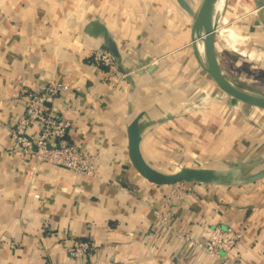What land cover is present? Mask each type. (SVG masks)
<instances>
[{"label": "crops", "instance_id": "0c3cea01", "mask_svg": "<svg viewBox=\"0 0 264 264\" xmlns=\"http://www.w3.org/2000/svg\"><path fill=\"white\" fill-rule=\"evenodd\" d=\"M184 1L189 11L178 0H0V264H264V110L213 91L192 41L202 0ZM235 6L264 42V0H221L218 20ZM102 47L114 68L92 63ZM45 84L70 88L54 107L95 176L18 151L10 130L24 94ZM134 120L156 172L174 160L228 177L167 205L170 187L129 158ZM212 227L241 237L210 254L201 244ZM77 241L92 249L72 260Z\"/></svg>", "mask_w": 264, "mask_h": 264}, {"label": "built area", "instance_id": "2783aa9c", "mask_svg": "<svg viewBox=\"0 0 264 264\" xmlns=\"http://www.w3.org/2000/svg\"><path fill=\"white\" fill-rule=\"evenodd\" d=\"M92 63L112 69L116 66V57L108 50L98 48L92 54ZM70 92L67 85L45 84L24 94L25 110L10 130V136L23 155H30L38 163H48L76 174L93 177L96 174L91 153L69 140L72 124L57 115L54 103L62 93ZM165 195L167 205L186 199L193 190L194 183L179 182L169 186ZM161 224H167V218L157 215ZM241 234L232 227H212L207 232L203 244L210 254L228 253L235 246ZM92 245L88 241H77L69 252V258L79 259L89 254Z\"/></svg>", "mask_w": 264, "mask_h": 264}, {"label": "water", "instance_id": "95a60500", "mask_svg": "<svg viewBox=\"0 0 264 264\" xmlns=\"http://www.w3.org/2000/svg\"><path fill=\"white\" fill-rule=\"evenodd\" d=\"M219 1L202 0L194 19L192 41L195 50H198L199 64L219 89L231 97L233 102L239 101L264 110V95L237 87L222 72L216 51V32L218 26L217 5ZM178 2L185 10L189 11L184 0H178ZM197 42L199 43V47H196ZM102 49L108 50L116 57L115 51L111 48L102 47ZM128 139V153L131 163L137 172L150 183L166 186H171L179 182L211 183L222 182L228 177L226 173L205 168L186 167L171 173L156 172L144 162L141 156L139 148L140 134L137 120H134L128 127Z\"/></svg>", "mask_w": 264, "mask_h": 264}, {"label": "rangeland", "instance_id": "374dc122", "mask_svg": "<svg viewBox=\"0 0 264 264\" xmlns=\"http://www.w3.org/2000/svg\"><path fill=\"white\" fill-rule=\"evenodd\" d=\"M241 11L243 10L237 9V6L233 7L230 12L226 9L218 20L216 45L219 64L225 77L237 87L264 95V70L259 67L256 61L258 53H261V43H264L260 41L262 34L253 28H248L247 25L246 28L241 27L244 21H252L253 17V15H249L245 19L244 13H239ZM210 80L214 87L213 91L231 98L221 91L212 79ZM181 168L182 166L177 161L171 160V168L168 169V173Z\"/></svg>", "mask_w": 264, "mask_h": 264}, {"label": "bare ground", "instance_id": "6f19581e", "mask_svg": "<svg viewBox=\"0 0 264 264\" xmlns=\"http://www.w3.org/2000/svg\"><path fill=\"white\" fill-rule=\"evenodd\" d=\"M217 6H218V9H219V7L221 6V0L219 1V3H218ZM224 63H225V62H224ZM226 63H227V62H226ZM229 63H230V62H229ZM227 65H228V63H227ZM239 72H240V71H239ZM237 74H238V73H237ZM237 74H236V75H237ZM231 75H232V74H231ZM234 78H235V77H234ZM246 79H247V78H246ZM241 80H242V79H241ZM243 80H244V79H243ZM240 83H242V82H240ZM258 89H260V88H258ZM262 90H263V89H262Z\"/></svg>", "mask_w": 264, "mask_h": 264}]
</instances>
